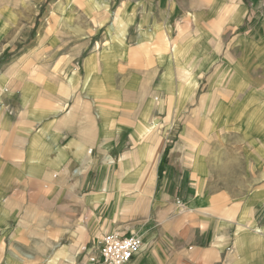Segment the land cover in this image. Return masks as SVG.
<instances>
[{"label": "crops", "instance_id": "obj_1", "mask_svg": "<svg viewBox=\"0 0 264 264\" xmlns=\"http://www.w3.org/2000/svg\"><path fill=\"white\" fill-rule=\"evenodd\" d=\"M54 1L0 0V264H264V0Z\"/></svg>", "mask_w": 264, "mask_h": 264}, {"label": "built area", "instance_id": "obj_2", "mask_svg": "<svg viewBox=\"0 0 264 264\" xmlns=\"http://www.w3.org/2000/svg\"><path fill=\"white\" fill-rule=\"evenodd\" d=\"M143 245L137 235L107 234L101 247V264H129Z\"/></svg>", "mask_w": 264, "mask_h": 264}, {"label": "rangeland", "instance_id": "obj_3", "mask_svg": "<svg viewBox=\"0 0 264 264\" xmlns=\"http://www.w3.org/2000/svg\"><path fill=\"white\" fill-rule=\"evenodd\" d=\"M57 1L58 0H55L54 1V3H57ZM44 21V20H43ZM36 25H37V27H39L41 24H42V21H40V17H38L37 19H36ZM36 27V28H37ZM31 34V33H30ZM28 40H30V38H27ZM26 46H28L27 45V43H23V44H21V43H19L18 45H17V48H19L18 50H20L21 48H23V47H26ZM95 47L94 48H100V46H102V45H94ZM17 50V51H18ZM4 57H6V55L4 56H2L1 58H0V60H2V59H4ZM184 126H185V124H184V122H182V123H179V122H177L176 124H166V133L168 134L167 135V137H168V139H165V141H164V143L163 144H165L166 143V149H165V151H173V149L175 148V145H176V143L178 142V138H179V135L183 132V130H184ZM240 168H242V166L241 165H238V164H234L233 166H232V169L234 170V175H239L240 173H241V169ZM247 168H248V166H247ZM74 173H77V170H75L74 171ZM249 175H251L252 173L251 172H249L248 173ZM228 190H231V191H233V192H235V193H238V191H246V195L249 193V192H251L252 191V188H246V189H236V188H231V189H228ZM257 214V212L255 213V215ZM257 216V215H256ZM135 235V234H134ZM106 236V235H105ZM104 236V237H105ZM138 236V235H137ZM140 237V236H139ZM141 238V237H140ZM142 239V238H141ZM142 242H143V240H142ZM143 246V245H142ZM142 249V248H141ZM140 252V251H139ZM99 264H101V260H100V262H99Z\"/></svg>", "mask_w": 264, "mask_h": 264}]
</instances>
